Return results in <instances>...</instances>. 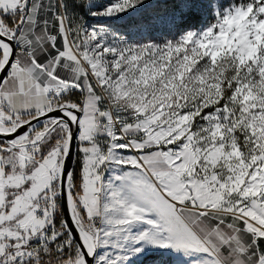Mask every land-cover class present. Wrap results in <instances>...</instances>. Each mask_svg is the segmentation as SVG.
Returning <instances> with one entry per match:
<instances>
[{"label": "snow or ice", "instance_id": "snow-or-ice-1", "mask_svg": "<svg viewBox=\"0 0 264 264\" xmlns=\"http://www.w3.org/2000/svg\"><path fill=\"white\" fill-rule=\"evenodd\" d=\"M0 264H264V0H0Z\"/></svg>", "mask_w": 264, "mask_h": 264}]
</instances>
